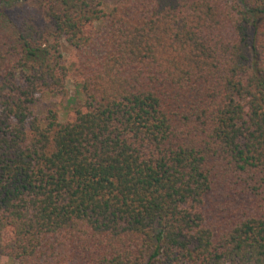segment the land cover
Segmentation results:
<instances>
[{"label": "trees", "instance_id": "1", "mask_svg": "<svg viewBox=\"0 0 264 264\" xmlns=\"http://www.w3.org/2000/svg\"><path fill=\"white\" fill-rule=\"evenodd\" d=\"M0 264H264V0H0Z\"/></svg>", "mask_w": 264, "mask_h": 264}, {"label": "rangeland", "instance_id": "2", "mask_svg": "<svg viewBox=\"0 0 264 264\" xmlns=\"http://www.w3.org/2000/svg\"><path fill=\"white\" fill-rule=\"evenodd\" d=\"M100 1L105 7L108 9L117 5L119 0H98ZM103 23L99 22L91 26L90 34L93 36L100 31L103 30ZM75 55V52H73L71 49H69L66 53V57L73 58ZM76 96V87H75V76L73 74L70 75V77L67 80V94L66 96L58 97V98H52L46 97L44 100L41 101V104L38 106L36 105L35 111L39 116H43L48 109L56 108L59 110L60 114H66L69 112H73V110L77 107L78 103L82 102V99L79 100V98L76 97L75 100L71 101V97ZM71 114V113H70ZM65 120V119H64Z\"/></svg>", "mask_w": 264, "mask_h": 264}]
</instances>
